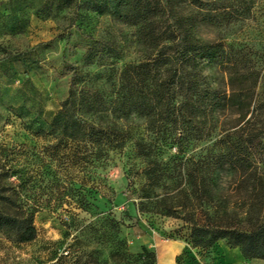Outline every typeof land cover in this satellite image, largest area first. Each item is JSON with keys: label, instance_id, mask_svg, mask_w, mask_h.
I'll return each mask as SVG.
<instances>
[{"label": "rangeland", "instance_id": "rangeland-1", "mask_svg": "<svg viewBox=\"0 0 264 264\" xmlns=\"http://www.w3.org/2000/svg\"><path fill=\"white\" fill-rule=\"evenodd\" d=\"M172 3L183 26L192 19L196 38L220 46L213 63L198 61L201 88L227 94L231 64L249 75L248 124L238 123L231 109L211 113L210 102L181 134L165 132L158 110L148 114L143 86L149 81L156 89L162 78V68L150 62L159 58V49L150 45L146 29L112 15L106 2L0 0V213H30L36 230V239L27 244L0 235V264L108 261L112 244L101 243L95 228L84 230L107 213L122 219L118 238L132 255L145 248L155 254V264H216L223 256L215 258L214 250L228 247L227 241L192 249L186 217L202 224L207 216L213 226L239 231L264 219V0H235L231 15L223 11L224 3L210 14L182 0ZM233 10L238 20L230 18L236 16ZM160 27L156 24L155 34ZM74 72L77 114L124 142L84 172L75 157L80 149H55L50 128ZM229 157L247 160L248 169L230 170L224 163ZM148 168H155L159 187L144 213L140 191L152 182L140 172ZM212 176L216 198L207 202L199 192V205L194 186L198 191ZM70 181L86 209H72L77 221L66 228ZM169 205L184 207L179 217L165 215Z\"/></svg>", "mask_w": 264, "mask_h": 264}, {"label": "trees", "instance_id": "trees-1", "mask_svg": "<svg viewBox=\"0 0 264 264\" xmlns=\"http://www.w3.org/2000/svg\"><path fill=\"white\" fill-rule=\"evenodd\" d=\"M110 7V13L118 19L123 20L130 26L141 25L149 33L150 45L158 48L159 58H151L154 66L162 68V78L156 89L152 88L150 82H143L149 101L146 106L148 114L154 113L157 109L158 114L163 120L165 132L178 136L182 133L184 127L190 123H196V117L205 114L201 108L204 103H210L211 113L221 108L231 109L237 115V122L248 124L249 115L253 114L250 98L249 75L240 72L236 64H231L227 68V94L217 96L216 89L201 88L202 83L199 79V60H207L208 64L213 63L220 54V46L211 45L193 35L195 25L192 19L186 21L183 26L181 19L174 18L173 0H165V4L160 6L157 0H102ZM189 5L196 6L199 11L210 14L217 11L218 4L227 15H231L232 3L235 0H182ZM243 2L246 0H238ZM253 1V0H249ZM236 16L231 17L238 20L240 17L237 10H233ZM173 20V21H172ZM172 21V22H171ZM170 22V23H169ZM161 24L158 34H155L156 24ZM172 23V24H171ZM172 25V26H170ZM183 26V27H182ZM161 30V31H160ZM188 67V70H185ZM76 72L71 76V82L68 88V97L61 103L60 110L53 117L51 122V131L55 134L56 149L59 145L78 147L81 151L78 153V160L81 164L80 170L83 172L92 162L99 161L106 157L110 151L121 150L124 142L118 138H111L112 134L102 130L91 123L86 122L77 114L75 101L73 98L74 80ZM152 113H151V112ZM138 115L142 112H136ZM262 131V130H261ZM115 135V134H113ZM82 148V149H81ZM230 170L243 171L248 169V163L245 159L229 157L224 161ZM155 168L143 169L140 172L141 177L146 181H151L149 190H141L139 196L140 209L144 213L145 207L149 204L150 195L159 184L155 178ZM159 173V176H163ZM160 178V177H159ZM158 178V179H159ZM146 181V182H147ZM73 181L68 184V195L65 203L70 208L69 217L63 226L70 228L75 221V215L72 209L85 211L86 202L81 196ZM195 187V196L198 204L201 203V192L207 202H212L216 196L213 190L216 187L213 176L207 183L201 181L198 191ZM201 191H200V190ZM144 200V202H142ZM261 204H264L262 201ZM184 207L166 206L165 215L175 216L176 218ZM184 221H189L191 225L190 245L192 249L207 250L212 248L218 241L225 240L228 248L238 249L242 258L246 261L264 260V219L252 225L247 231L236 229H221L210 223L206 216L204 223L199 224L192 216H188ZM192 219V220H191ZM122 219H116L111 213H107L90 221L84 230L95 228V232L101 243L109 242L112 244L109 260L95 259L93 264H155V254L145 248L139 254L132 255L128 253L125 243L119 240L118 233L123 227ZM0 235L7 240L18 244L31 243L36 239V230L33 225V218L30 213H22L19 216H9L0 213Z\"/></svg>", "mask_w": 264, "mask_h": 264}, {"label": "crops", "instance_id": "crops-1", "mask_svg": "<svg viewBox=\"0 0 264 264\" xmlns=\"http://www.w3.org/2000/svg\"><path fill=\"white\" fill-rule=\"evenodd\" d=\"M177 251L179 252V250ZM214 256L215 258L223 256L222 259L216 261V264H264V261L261 260L246 261L242 258L238 249H230L226 245L218 246L214 250Z\"/></svg>", "mask_w": 264, "mask_h": 264}]
</instances>
